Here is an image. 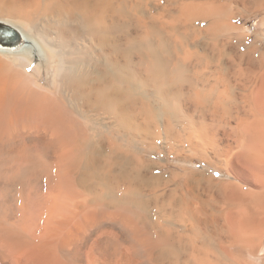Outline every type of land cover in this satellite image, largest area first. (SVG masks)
Masks as SVG:
<instances>
[{"label":"bare ground","instance_id":"1","mask_svg":"<svg viewBox=\"0 0 264 264\" xmlns=\"http://www.w3.org/2000/svg\"><path fill=\"white\" fill-rule=\"evenodd\" d=\"M0 35V264H264V0H0Z\"/></svg>","mask_w":264,"mask_h":264},{"label":"rangeland","instance_id":"2","mask_svg":"<svg viewBox=\"0 0 264 264\" xmlns=\"http://www.w3.org/2000/svg\"><path fill=\"white\" fill-rule=\"evenodd\" d=\"M48 69H49V66H48ZM43 76H46V75L43 74Z\"/></svg>","mask_w":264,"mask_h":264},{"label":"water","instance_id":"3","mask_svg":"<svg viewBox=\"0 0 264 264\" xmlns=\"http://www.w3.org/2000/svg\"><path fill=\"white\" fill-rule=\"evenodd\" d=\"M0 37H1V35H0ZM3 45V44H2Z\"/></svg>","mask_w":264,"mask_h":264}]
</instances>
